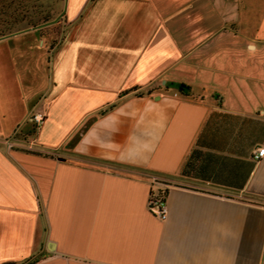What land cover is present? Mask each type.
<instances>
[{
  "label": "crops",
  "instance_id": "0c3cea01",
  "mask_svg": "<svg viewBox=\"0 0 264 264\" xmlns=\"http://www.w3.org/2000/svg\"><path fill=\"white\" fill-rule=\"evenodd\" d=\"M64 12L0 38V264H264V0Z\"/></svg>",
  "mask_w": 264,
  "mask_h": 264
},
{
  "label": "trees",
  "instance_id": "16d2710c",
  "mask_svg": "<svg viewBox=\"0 0 264 264\" xmlns=\"http://www.w3.org/2000/svg\"><path fill=\"white\" fill-rule=\"evenodd\" d=\"M41 1L0 0V38L49 21L50 11L42 10Z\"/></svg>",
  "mask_w": 264,
  "mask_h": 264
},
{
  "label": "rangeland",
  "instance_id": "374dc122",
  "mask_svg": "<svg viewBox=\"0 0 264 264\" xmlns=\"http://www.w3.org/2000/svg\"><path fill=\"white\" fill-rule=\"evenodd\" d=\"M41 5L42 10L50 11V20L40 23L36 28L41 29L42 36L49 37V45L52 48L62 39L67 27L64 14L65 0H42ZM36 130L37 127L34 125L33 131Z\"/></svg>",
  "mask_w": 264,
  "mask_h": 264
},
{
  "label": "built area",
  "instance_id": "2783aa9c",
  "mask_svg": "<svg viewBox=\"0 0 264 264\" xmlns=\"http://www.w3.org/2000/svg\"><path fill=\"white\" fill-rule=\"evenodd\" d=\"M45 119V114L42 112H36L30 116V122L39 127ZM264 155V147H258L254 149L252 158L255 161H259ZM147 210L159 220H165L168 215V208L166 204L165 195L161 192L154 191L150 194L147 201Z\"/></svg>",
  "mask_w": 264,
  "mask_h": 264
}]
</instances>
